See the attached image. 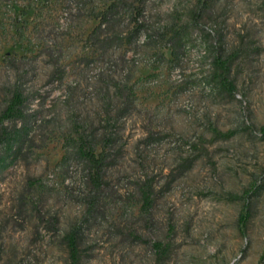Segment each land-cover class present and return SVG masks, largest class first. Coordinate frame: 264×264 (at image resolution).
<instances>
[{
  "label": "rangeland",
  "instance_id": "rangeland-1",
  "mask_svg": "<svg viewBox=\"0 0 264 264\" xmlns=\"http://www.w3.org/2000/svg\"><path fill=\"white\" fill-rule=\"evenodd\" d=\"M14 88L0 264H68L70 230L77 264H264V0H0V111Z\"/></svg>",
  "mask_w": 264,
  "mask_h": 264
},
{
  "label": "trees",
  "instance_id": "trees-1",
  "mask_svg": "<svg viewBox=\"0 0 264 264\" xmlns=\"http://www.w3.org/2000/svg\"><path fill=\"white\" fill-rule=\"evenodd\" d=\"M206 0H197L198 5L205 4ZM193 18L198 17V12L195 11L192 13ZM230 56L221 57L215 55L211 61L212 70L210 77L213 78L219 86L226 90L228 93H232L233 86L231 82L227 79V73L229 70ZM26 97L20 92L19 89L14 88L7 97L3 108L0 111V121L2 120H16L23 119L25 117L24 107H25ZM6 134V131L2 132ZM264 133V129H262ZM6 139L9 135L4 136ZM77 150L80 153L81 157L86 162V179L90 183L94 193L97 192L100 185V176L101 168L103 162V151L101 150L98 153L93 152V147L91 143L86 140L84 137H79L77 142ZM261 177L264 178V167L261 170ZM140 197H141V208L143 211H146L150 204V195L148 192V187L146 184H143L140 188ZM93 204V196L89 198L88 205ZM248 218V211L246 206H243L238 212L236 219V225L240 233L243 232ZM65 241L68 264H77L78 261V248H77V234L75 230H70L63 235ZM154 247L158 251V255L161 256V253L164 252V248L161 247L159 243H154Z\"/></svg>",
  "mask_w": 264,
  "mask_h": 264
}]
</instances>
